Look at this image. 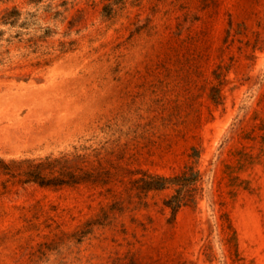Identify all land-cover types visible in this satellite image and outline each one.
<instances>
[{
	"label": "rangeland",
	"instance_id": "374dc122",
	"mask_svg": "<svg viewBox=\"0 0 264 264\" xmlns=\"http://www.w3.org/2000/svg\"><path fill=\"white\" fill-rule=\"evenodd\" d=\"M76 154L0 173V264H264V0H0V157Z\"/></svg>",
	"mask_w": 264,
	"mask_h": 264
},
{
	"label": "trees",
	"instance_id": "16d2710c",
	"mask_svg": "<svg viewBox=\"0 0 264 264\" xmlns=\"http://www.w3.org/2000/svg\"><path fill=\"white\" fill-rule=\"evenodd\" d=\"M75 158H67V157H45L40 160L35 159H22V160H10L6 161L2 157H0V173L8 174L9 177H14L17 174H21L23 177L20 180L24 181H35L41 185H57L64 184L68 182H79L80 179H72L71 181H67L64 179V176H73L72 173L67 172L66 165L63 163H70L72 159H76L79 157L78 154L74 155ZM26 163L25 168L22 172L15 173L14 165ZM59 164V175H55L53 177H46L42 171L50 170L53 171L57 169V165ZM191 176L186 174V171H183L180 174H176L173 176H165V175H150V179H143L144 188L149 189H161L164 188L168 183H173L178 185L176 191H179L182 187L189 183ZM82 180V179H81ZM153 180H156L154 182ZM179 193V192H178ZM181 197L179 194H173L170 198L165 201V204L171 207L172 213H176V210L180 206Z\"/></svg>",
	"mask_w": 264,
	"mask_h": 264
}]
</instances>
